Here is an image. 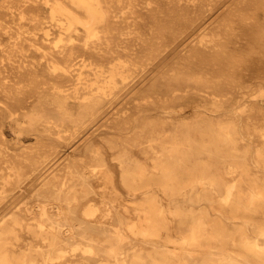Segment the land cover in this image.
<instances>
[{
  "label": "rangeland",
  "instance_id": "rangeland-1",
  "mask_svg": "<svg viewBox=\"0 0 264 264\" xmlns=\"http://www.w3.org/2000/svg\"><path fill=\"white\" fill-rule=\"evenodd\" d=\"M58 1L87 18L73 0H0V233L6 225L17 229L10 248L48 250L50 232L61 230L58 204L62 224L72 218L75 233L62 234L46 261L35 253L38 264H118L119 256L130 263L135 250L145 264H154V255L219 264L194 251L202 242L192 226L204 207L221 221L208 222L206 231L228 240L241 224L264 248V208L238 214L234 207L255 180L264 184V0H101L106 16L91 30L54 14ZM60 89L73 102L77 93L97 91L102 103L89 124L62 137L28 117ZM219 120L229 123L235 142L221 139L207 150L193 143L168 158L154 139L161 131L214 132ZM137 161L156 174L133 189L124 177ZM164 162L170 177L154 166ZM150 198L162 210L152 211L157 222L147 240L139 227L151 215ZM120 210L132 216L125 224Z\"/></svg>",
  "mask_w": 264,
  "mask_h": 264
},
{
  "label": "bare ground",
  "instance_id": "bare-ground-1",
  "mask_svg": "<svg viewBox=\"0 0 264 264\" xmlns=\"http://www.w3.org/2000/svg\"><path fill=\"white\" fill-rule=\"evenodd\" d=\"M73 2L78 7L84 10L86 17H87L86 19L83 20V16L81 15L80 12L74 9H70L62 1H58L56 4L53 5L54 14H57L59 12L66 13L71 23L75 21L82 22L90 30L93 29L95 25L101 20H103L106 16V12L104 10L101 0H73ZM98 89L103 90L104 85L100 84ZM70 98H71L70 94L64 92L63 89L56 91V93L45 95L44 98L42 99L41 105L39 107L33 108L32 111L29 113L28 117H29L30 122L32 124L41 122L43 126L49 130L55 128L54 129L55 132L59 133V136H61L63 135L62 133L63 131L67 132L71 129H79L85 126L86 124H89L94 119V117L97 116V114L100 112V108L102 107L101 97L99 96L97 91H92L91 93H88V94H78L77 93L76 100L74 102ZM203 117L205 118L204 119L205 125L211 123L212 124L211 126H213L214 122L211 118L207 116H203ZM219 121L220 123L223 122L222 120H219ZM228 124L229 123H226V124L221 123L220 129L214 132H212L211 129L206 128V127L204 129H196V130L190 128L188 131H184V132H179V130H177V132H174L172 135H169L165 131H161L155 134L154 139L158 143L162 144L169 151L167 157L173 158L175 153H179L180 151H182L183 148L191 147L193 143L196 144L197 149L207 150L210 148L212 144H215L221 139H226V140L228 139L229 141L235 142L236 137L234 136V132L232 128ZM109 142L112 146H114V141L109 140ZM100 149L101 148L98 149V153H101ZM201 153L196 154V157L199 159H203V156ZM260 155H262L264 158V153H260ZM97 159L103 160V161L107 160L105 155L97 156ZM154 166L156 168L162 169L163 176L165 177L171 176L172 174L171 163L169 162L155 163ZM151 172L152 174H156L155 171L150 170L149 165H147L145 162L137 161L136 168L129 175L125 176V173H123V176H125L124 177L125 179H127V176H129L127 181L129 182V186L131 188L139 189V188H142L148 185L146 183V181H148L146 178L149 177V173ZM255 182L256 183L253 184L254 188L252 189L251 193L245 198L246 203L241 202V201H237L234 203L235 211L238 214H244V213H250V212L253 214V212H256L257 210H259V208L261 207L264 208V184L258 182V180H255ZM205 187L207 186L204 184L203 189H205ZM112 194L114 195V192ZM232 195H233L232 190L229 189L226 200L230 201ZM204 196H206V194L202 191L198 197L199 199H201ZM147 203L149 205H148V208H146V212L151 215L145 216V221H141L140 223L141 227H139V230L145 236L147 235L146 238L148 240L150 238L149 234L152 233V227L157 222V219L155 217L156 215L153 214L152 211L162 210V207L159 201L156 199L150 198L147 200ZM204 208L205 209L200 211V216L198 220H196L194 222V225L192 226L193 238L195 240H201L202 242L201 243L202 247L199 250L194 249V251L198 252V255L200 257L207 258L212 262H220L222 264H249V262L253 264H264V248H262L258 240L253 239L247 233L245 226L239 224L236 228H234L233 230H230L228 240H224L221 236L214 235L210 231H206L205 228L208 222H210V224H220L221 221L218 219L212 218L210 212L206 209V207ZM89 210H92V207H90ZM40 211H41L42 216L48 213L47 202L40 203ZM122 211L123 210L119 211L120 221L123 224H125L127 219L132 216L125 215L123 214ZM64 212L65 211H64L63 206L61 204H58L57 205V214H58L57 218L59 221V225L61 224L60 225L61 230L51 229L52 230L50 232L52 235L50 239L51 244L48 250H44V249L35 250L31 248L30 250L18 251V250H15L14 248H10V246L8 245L9 235L11 233L18 235V231L16 228H10L7 225L3 226L2 232L0 233V264H38L40 260H37L36 258L37 256H35V253L41 254L45 261L49 257H51L52 252L57 250V246L61 241L62 234L75 233V227H74V222H72V218H67L66 222L62 224L60 219L62 218V216H64L63 214ZM15 221L20 222V217L17 216L15 218ZM136 225L137 223L132 224L130 227L135 230ZM40 233L43 234V231ZM87 236L91 237L92 235L87 234ZM168 236L170 237V235ZM141 243H144V241ZM153 246H154L153 248L156 250L160 251L162 249L159 245L155 244ZM119 247H121L120 243L116 242L115 244H113L111 250L117 254ZM141 251L142 250L140 251L135 250V252H132L133 257L135 258L130 263L125 256H121V257L119 256L117 258L118 264H138V263L145 264V259L142 257ZM226 253H229V254L227 255ZM153 259H154L153 261L154 264H175L174 260L166 258V257L159 258L158 256L154 255Z\"/></svg>",
  "mask_w": 264,
  "mask_h": 264
}]
</instances>
